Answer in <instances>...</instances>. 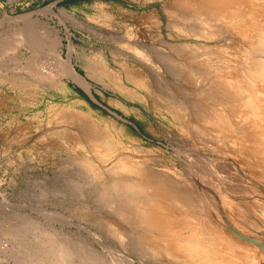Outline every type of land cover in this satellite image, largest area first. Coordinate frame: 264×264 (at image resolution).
Instances as JSON below:
<instances>
[{
    "label": "rangeland",
    "instance_id": "374dc122",
    "mask_svg": "<svg viewBox=\"0 0 264 264\" xmlns=\"http://www.w3.org/2000/svg\"><path fill=\"white\" fill-rule=\"evenodd\" d=\"M124 1L126 7L111 1L64 7L57 0H0V264H173L161 245L138 243L129 224L136 221L133 218L141 203L153 195L154 175L175 180L177 190L192 193L201 188L197 193L207 200L219 191L225 195L234 187L230 181L240 187L245 174L250 177L252 173L264 185L259 182L264 181V158L260 159L264 125L257 153L242 144L240 135L216 138L213 124L223 125L218 129L227 124L222 115L217 116L222 107L212 110L205 91L209 81L227 79L230 65L245 60L240 37L230 29L173 18L167 9L173 0ZM80 8L88 10L91 22L67 12L59 15L62 10ZM50 10L55 11L60 28L42 17ZM262 12L256 29L264 32ZM71 34L101 51L104 66L111 71L118 73L126 67L141 72L144 86L140 92L134 89L132 78L126 79V88L137 93L134 103L125 104V96L111 91L103 81L100 86L112 95L103 97L106 103L112 108L122 105L123 110L83 107L67 88L51 90L61 84L51 79L57 69L55 61H62L54 47L69 42ZM261 42L256 44L262 46L260 51L264 50ZM122 57L128 60H118ZM251 57L264 60L262 55ZM69 70L74 75L70 66ZM76 77L72 83L79 82L97 102L90 83ZM62 103L84 112L81 137L74 127L76 121L58 122L66 115L58 109ZM242 103L228 107L236 126L243 117ZM222 163L227 164L226 171L218 170ZM113 180L134 189L139 198L125 202L116 198L109 185ZM224 201L232 200L225 196Z\"/></svg>",
    "mask_w": 264,
    "mask_h": 264
},
{
    "label": "bare ground",
    "instance_id": "6f19581e",
    "mask_svg": "<svg viewBox=\"0 0 264 264\" xmlns=\"http://www.w3.org/2000/svg\"><path fill=\"white\" fill-rule=\"evenodd\" d=\"M167 9H171L170 15L173 18L182 22L190 21L191 23L192 21H199L205 25H214L215 27L230 29L233 33L240 37L242 45L244 46L242 50L244 52L243 57H246L245 60H241L238 65H230L231 63H227L230 65V69L227 68V70L229 69V71L225 73L227 74V79L222 80V78H218L221 79V81L212 79L211 81H209L208 86H205V91H207L210 95V100L212 101V105L214 106V108L222 107V110H220L219 113H216L217 116L222 115L224 121L227 124V126H224V128H221L223 125L221 126L219 124V126L221 127L218 129V124L212 123L214 127L212 130L213 136H215L216 138H220L240 135L242 144L247 146V149L254 153L259 152L261 150V144L257 143V138L261 136L262 132L260 131V128H262V125H264V106H262V104H264V60L254 59L251 56H264V54H261L264 53V50H259L262 46L256 47L257 43L264 41V32L258 31L256 29L257 23L260 22L258 19L260 12L261 10H264V0H173L169 2V7ZM50 11L52 12V10ZM166 11L169 10H165V12ZM61 12L62 14H65L63 10ZM248 45H250V47ZM211 61L210 63H208L209 60H207L206 62L208 64H211ZM223 65L224 63L220 65V68ZM205 67L207 68V65ZM218 71L219 70H215L213 73H217ZM222 72L224 71H221V73ZM235 75L240 76H237V78L240 79H237ZM196 78H198V76ZM201 79L203 78L201 77ZM200 84L203 83L200 82ZM238 92L240 93L239 95H241L242 93L243 98H240L238 96ZM238 102L242 103L241 111L243 115L241 116L243 117L239 115L241 118L238 121V124L240 125L236 126L235 124H233L234 122H231L230 120L233 116V113L230 110L231 108L229 109L228 107L230 105L235 106ZM203 103L205 104L206 102ZM203 106L204 108H206V105ZM207 107L209 108V105ZM211 107L212 106H210L209 109H211ZM214 108L212 107V110L218 111L217 108ZM198 110L201 111V109ZM209 119L211 120V118ZM210 120H207V122L210 123ZM201 121L199 122L205 123V120L203 122ZM254 125H256L257 128L254 127ZM209 126H211V124H209ZM214 146L216 147V145ZM235 147H237V145ZM246 155L248 156L249 154ZM223 156L227 155L225 154ZM260 156H262L261 152ZM237 158H239V156ZM262 158H264V156H262L260 159ZM226 160L228 161V159ZM214 163L215 162H213V164ZM226 165V163H222V166L220 165L219 169H217L220 170L222 168L226 171L227 169H224ZM230 165H232V163H230ZM236 168L237 167H235V169ZM228 169L231 172L230 168ZM218 172L219 171H217V173ZM194 175L195 174H193V176ZM248 175L250 177H246V174L244 175V180L242 182L240 181V187L238 188H236L235 184L230 181V183L235 188H228L227 186L229 190H226V192L224 191L225 193L222 191L224 188L221 189V191L225 195H221L222 193L219 191L217 194H215L214 197L211 196L213 197L212 200H207L206 197H204V195L200 192L197 193L201 190V188H199L200 190H198L197 192L193 191L192 193H190L188 189L177 190L174 189L175 180L165 175H154L155 177L152 175L155 178V180L152 182L155 188V190L152 191L153 195L148 200V202H146L147 200L142 202L139 210H136L138 211L136 212V218H133L136 219V221H129V224L134 229V232H136V241L138 243H145L148 246L152 247L161 245L162 250L161 248H158V250H161L163 254L168 256V258L173 261V264H264V185L256 182V180L254 179H256L257 177L255 178L252 173ZM261 178H264V176H262ZM225 181L228 182V179ZM117 182L116 180H113L112 183L109 184L111 185V190L114 195H117L115 197L120 199L122 202H125L127 200L135 201L134 199L136 198V196L138 197V194L133 192L134 189L132 190L131 187L128 188L125 184L122 185L120 184L121 182ZM128 182H131L133 184L132 181ZM259 182L264 181L259 180ZM197 187L199 186L197 185ZM234 190H237V192ZM225 196L227 199L229 198L232 201L229 203H225ZM234 200H236V205L234 204ZM105 202L106 201L104 200L103 203ZM117 207L119 209V206ZM126 207H128V205H126ZM246 209L249 210L247 211ZM118 211L119 210H116L115 212L118 213ZM259 213L262 215L261 218L259 217ZM119 230L122 232L121 226ZM141 230L142 232H144V234H141ZM157 242H159L160 244L158 245ZM121 256L124 257V255L122 254ZM168 264H170V261L168 262Z\"/></svg>",
    "mask_w": 264,
    "mask_h": 264
},
{
    "label": "crops",
    "instance_id": "0c3cea01",
    "mask_svg": "<svg viewBox=\"0 0 264 264\" xmlns=\"http://www.w3.org/2000/svg\"><path fill=\"white\" fill-rule=\"evenodd\" d=\"M62 1L64 0H57V2ZM63 11L65 14L67 12L72 17L81 18L85 22L92 21L88 19L91 16L88 15V10L86 8L65 9ZM65 14L61 13L59 15L64 17ZM42 17H44L50 25H53L54 27H59V25H57L58 19L55 15L54 10H52V12H47L46 15ZM70 30L75 33V29L70 28ZM54 49L56 50L57 54H59L62 60L61 62L55 61L57 69L56 71L52 72L53 76L51 79L53 81L61 82V84L59 85H62L59 86L57 84V87H52L51 90H53L54 92H58V87H61L62 90H65V88H67L68 91L72 93L74 99L78 102V105L84 107L89 104L92 108L98 109L100 111H103L101 108H108L111 111H118L119 109H124L122 105H115V107L112 108L106 103L104 98L112 95L109 94L107 88L103 87L102 85L100 86L99 82L101 81H103L111 91H116L119 96L123 97L124 95V103L127 105L129 104V102L134 103L133 100L138 99V97L136 96L137 93L135 91L132 92L131 90H128L126 88V79L127 76L132 78L134 89L140 92V87L144 86V81L141 72L136 71L135 69L130 70L126 67H122L123 70L118 71V73H115L113 71L111 72V70L108 69L107 66H104L101 51L91 46L83 38L75 34L70 35L69 42H60V44L55 46ZM51 56L53 58L52 60H55V57H53L52 54ZM118 60L128 59L122 57ZM69 66L73 70L74 75L70 72ZM76 76H79L80 78L90 83L91 92L95 99H97V102H93L90 99V95L86 92L85 88L81 86V84H78L79 82L72 83V80H78ZM64 95L65 94H63L62 97H65ZM62 101L65 102V99H62ZM58 109L61 112H66V115L60 117L58 120L60 125L68 123L70 119L76 121L74 127H76L78 131V137H81L83 131H85L84 124L86 117L84 116V112H82L80 108L72 110L70 108V105L65 103L59 104ZM135 127L138 131H140V127L138 125H136Z\"/></svg>",
    "mask_w": 264,
    "mask_h": 264
},
{
    "label": "trees",
    "instance_id": "16d2710c",
    "mask_svg": "<svg viewBox=\"0 0 264 264\" xmlns=\"http://www.w3.org/2000/svg\"><path fill=\"white\" fill-rule=\"evenodd\" d=\"M92 1H106V2L111 1V2L116 3L117 5H120V6H124V7L127 6V4L124 0H64V1L60 2L59 5L64 6V7H68L71 5L80 6L81 3H90ZM130 7L134 8V9L136 8L135 5H132Z\"/></svg>",
    "mask_w": 264,
    "mask_h": 264
}]
</instances>
